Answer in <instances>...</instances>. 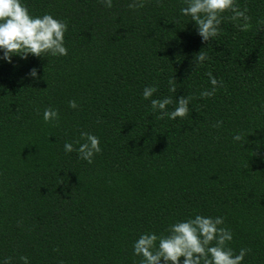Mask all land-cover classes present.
Instances as JSON below:
<instances>
[{
    "label": "trees",
    "instance_id": "16d2710c",
    "mask_svg": "<svg viewBox=\"0 0 264 264\" xmlns=\"http://www.w3.org/2000/svg\"><path fill=\"white\" fill-rule=\"evenodd\" d=\"M24 3L67 23L68 54L0 60V259L139 264L140 233L199 213L223 218L228 246L249 249L243 264H264V0H236L249 29L226 18L209 41L180 16L181 0ZM200 51L207 59L194 70ZM209 73L218 84L201 97ZM146 85L172 97L169 111L189 97L188 115L160 118ZM49 107L56 122L42 119ZM81 131L99 138L92 163L63 150Z\"/></svg>",
    "mask_w": 264,
    "mask_h": 264
},
{
    "label": "clouds",
    "instance_id": "9594fccd",
    "mask_svg": "<svg viewBox=\"0 0 264 264\" xmlns=\"http://www.w3.org/2000/svg\"><path fill=\"white\" fill-rule=\"evenodd\" d=\"M179 9L181 17L194 22L195 31L202 41L212 40L222 31L221 24L226 18L233 21L239 31L249 29L250 17L247 8H240L236 0H181ZM107 7H112V0H101ZM145 0H131V9L143 8ZM230 16L225 17V13ZM67 23L50 13L33 15L24 0H0V60L11 63L13 56L26 59L29 54L34 57H59L68 54L65 46ZM207 59L200 51L194 57V70ZM27 75L39 79L37 69L32 67ZM211 90L200 92L201 97H211L216 90L218 81L210 73ZM169 93H175L173 80L168 82ZM155 85H146L141 92L144 100L149 101L153 113L160 118L169 120L183 119L189 113L190 98L181 96L175 100L171 111L168 106L173 103L171 96L153 98ZM264 107V105H261ZM69 108H77L74 100L68 102ZM59 114L54 108H45L42 119L45 123L56 122ZM217 121L216 125L219 126ZM80 140L65 142V153L76 152L77 158L92 163L96 154L101 151L100 141L90 132L81 131ZM240 135L233 136L239 141ZM82 141V142H81ZM74 144L78 147L74 148ZM221 216H208L195 213L184 219L171 222L162 234L146 231L138 235L132 242V255L139 257V264H243L249 249L240 248L234 252L228 246L233 239L230 229L222 227ZM22 264H29L28 257H19ZM0 264H11V257L0 259Z\"/></svg>",
    "mask_w": 264,
    "mask_h": 264
}]
</instances>
